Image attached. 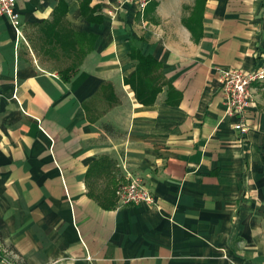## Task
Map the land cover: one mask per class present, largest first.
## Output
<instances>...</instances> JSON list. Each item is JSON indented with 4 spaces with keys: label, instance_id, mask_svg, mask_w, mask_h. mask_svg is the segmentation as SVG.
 I'll return each mask as SVG.
<instances>
[{
    "label": "crops",
    "instance_id": "1",
    "mask_svg": "<svg viewBox=\"0 0 264 264\" xmlns=\"http://www.w3.org/2000/svg\"><path fill=\"white\" fill-rule=\"evenodd\" d=\"M17 8L23 39L0 17V245L19 264H264V83L243 135L219 72L264 62V0ZM133 48L172 93L138 100ZM130 176L155 204H118Z\"/></svg>",
    "mask_w": 264,
    "mask_h": 264
},
{
    "label": "built area",
    "instance_id": "2",
    "mask_svg": "<svg viewBox=\"0 0 264 264\" xmlns=\"http://www.w3.org/2000/svg\"><path fill=\"white\" fill-rule=\"evenodd\" d=\"M154 0H123L124 3L134 4L140 12H144ZM114 15L113 11H109ZM6 17L14 27L17 37L24 38L21 14L17 8V0H0V17ZM226 104V112L238 117L234 123L235 130L241 134L247 133L249 126L245 118L251 104L255 101L258 88L264 83V62L257 68L247 71L241 68L222 67L219 69ZM3 95L0 93V100ZM11 99L20 103L19 86L16 84ZM148 182L142 176H130L120 182L115 190L118 204H155L156 199ZM14 264V263H13Z\"/></svg>",
    "mask_w": 264,
    "mask_h": 264
},
{
    "label": "trees",
    "instance_id": "3",
    "mask_svg": "<svg viewBox=\"0 0 264 264\" xmlns=\"http://www.w3.org/2000/svg\"><path fill=\"white\" fill-rule=\"evenodd\" d=\"M131 57L137 61L136 71L128 82L135 91L136 97L141 103L146 105L154 103L157 95L165 86L168 87V94L173 92L172 86L165 79L162 73V64L151 55H144L137 49L133 48ZM66 78H68L66 76ZM14 253H17L13 248H9ZM14 264H19V261L13 259Z\"/></svg>",
    "mask_w": 264,
    "mask_h": 264
},
{
    "label": "rangeland",
    "instance_id": "4",
    "mask_svg": "<svg viewBox=\"0 0 264 264\" xmlns=\"http://www.w3.org/2000/svg\"><path fill=\"white\" fill-rule=\"evenodd\" d=\"M13 254V256H10ZM14 253L7 249V247H2L0 245V264H13ZM16 259V258H15Z\"/></svg>",
    "mask_w": 264,
    "mask_h": 264
}]
</instances>
